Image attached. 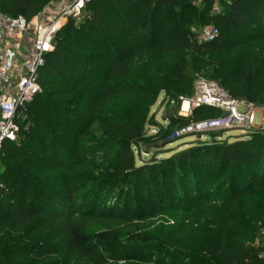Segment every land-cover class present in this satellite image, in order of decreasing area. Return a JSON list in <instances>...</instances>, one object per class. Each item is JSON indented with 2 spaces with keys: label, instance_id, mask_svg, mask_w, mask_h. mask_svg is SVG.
<instances>
[{
  "label": "trees",
  "instance_id": "trees-1",
  "mask_svg": "<svg viewBox=\"0 0 264 264\" xmlns=\"http://www.w3.org/2000/svg\"><path fill=\"white\" fill-rule=\"evenodd\" d=\"M53 1L0 0V13L31 20ZM193 1L92 0L81 19H69L57 32L39 71L41 92L27 105L18 139L0 147V264L53 255L62 256V264H109L147 251L194 264H264V250L252 246L264 231V200H253L264 179V131L252 129L249 139L230 144L211 134L215 142L205 149L137 167L132 147L146 115L110 112L127 97L148 108L160 93L169 100L192 96L187 61L196 51L228 54L264 43V0H221L218 13L213 0L201 7ZM209 24L217 38L197 45L192 30ZM222 72L214 78L232 98L264 105V57H251L238 75ZM220 114L203 106L191 115L197 122ZM169 121L180 129L189 118ZM216 164L230 168L234 184L248 186L231 195L230 220L207 257L126 230L158 212L198 209ZM88 220L117 226L90 234ZM36 233L42 237L32 240Z\"/></svg>",
  "mask_w": 264,
  "mask_h": 264
},
{
  "label": "rangeland",
  "instance_id": "rangeland-1",
  "mask_svg": "<svg viewBox=\"0 0 264 264\" xmlns=\"http://www.w3.org/2000/svg\"><path fill=\"white\" fill-rule=\"evenodd\" d=\"M69 0H54L50 5L46 6L37 16L45 18L49 14L57 12L61 5ZM221 0H213L212 12L220 11L219 2ZM198 7L202 6L203 0L193 1ZM78 20H76L77 22ZM66 24V23H65ZM214 26L209 24L205 26H197L192 30L195 43L198 45L206 43L201 39L200 33L205 27ZM217 28V27H216ZM260 60L264 57V43H254L242 46L240 49L232 53L224 54L219 52H197L187 61V72L194 82L197 79H210L217 84L219 80L214 77L221 70L223 72H233L240 74L247 60L250 58ZM157 65L153 64L149 67L151 75H157ZM222 72V73H223ZM245 101L244 99H238ZM179 105L172 106L167 99L163 97V93L157 96L155 103L147 108L145 101L138 98L127 97L120 101L114 102L110 112L113 114H122L130 118L131 115L137 113L146 115L145 125L137 144L133 145L132 152L135 165L137 167L148 164L153 160L167 159L176 153L190 148L205 149L207 146L214 144L211 134H215L216 141L219 143L230 144L236 141L246 140L250 138V131L238 127L228 128L226 130L213 132L211 134H184L179 135L180 129L170 123V118L178 116ZM260 106L256 108V123L252 128H258L261 124L263 114ZM242 109V107H241ZM188 125L196 123V116L189 115ZM198 122V121H197ZM66 140H63L65 142ZM68 141V139H67ZM56 174V173H55ZM53 173L48 176H52ZM229 167L216 164L211 168L209 175L204 182V199L201 206L189 213H181L176 211H162L154 214L152 217L138 221L134 226H128V232L137 234H145L152 238L163 239L169 245L184 251H198L203 253L204 257L213 247L216 239L219 237V230L222 226L228 224L230 220V197L236 193V190L245 189L248 183L242 180L234 184L231 177ZM177 188L183 184L179 182ZM238 191V192H239ZM247 191V190H246ZM244 191V193L246 192ZM255 203L264 200V179L256 185V193L253 196ZM86 230L90 234L103 231L109 227H116L115 222H104L99 220L86 221ZM126 227V226H125ZM42 237L41 233L31 234L32 240ZM62 241L61 238L56 240V244ZM252 246L255 249L264 250V231L257 234ZM261 253L260 256H263ZM63 259L60 255L44 256V257H22L21 264H62ZM192 260L177 261L173 258L164 256L155 251H147L134 253L130 259L126 261L111 262L109 264H194ZM70 264H90L88 261L74 259Z\"/></svg>",
  "mask_w": 264,
  "mask_h": 264
},
{
  "label": "built area",
  "instance_id": "built-area-1",
  "mask_svg": "<svg viewBox=\"0 0 264 264\" xmlns=\"http://www.w3.org/2000/svg\"><path fill=\"white\" fill-rule=\"evenodd\" d=\"M92 0H69L45 18L35 16L11 18L0 13V147L3 142H16L21 123L27 119L26 108L41 92L39 71L45 56L53 50L57 32L69 19L79 20ZM201 39L208 43L218 36L214 26L205 27ZM172 106L180 104L178 116L187 118L195 108L212 107L220 110L219 117L201 120L183 127L179 135L211 134L232 127L252 130L256 123V108L252 103L232 98L213 81L197 79L190 97L167 99ZM242 107V109H241ZM227 116L223 117V113ZM263 117L258 128L264 131Z\"/></svg>",
  "mask_w": 264,
  "mask_h": 264
},
{
  "label": "water",
  "instance_id": "water-1",
  "mask_svg": "<svg viewBox=\"0 0 264 264\" xmlns=\"http://www.w3.org/2000/svg\"><path fill=\"white\" fill-rule=\"evenodd\" d=\"M225 116H227V112H224V113H223V117H225Z\"/></svg>",
  "mask_w": 264,
  "mask_h": 264
},
{
  "label": "crops",
  "instance_id": "crops-1",
  "mask_svg": "<svg viewBox=\"0 0 264 264\" xmlns=\"http://www.w3.org/2000/svg\"><path fill=\"white\" fill-rule=\"evenodd\" d=\"M66 2V1H65Z\"/></svg>",
  "mask_w": 264,
  "mask_h": 264
}]
</instances>
